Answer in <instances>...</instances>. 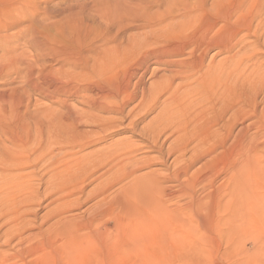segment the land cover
I'll return each mask as SVG.
<instances>
[{
	"label": "bare ground",
	"instance_id": "bare-ground-1",
	"mask_svg": "<svg viewBox=\"0 0 264 264\" xmlns=\"http://www.w3.org/2000/svg\"><path fill=\"white\" fill-rule=\"evenodd\" d=\"M25 1L21 0V3ZM186 4H182L184 9L194 7L190 4L185 7ZM261 17L264 18V15ZM224 19L228 22L230 20L226 17ZM249 20H244L240 29H250ZM260 23L255 26L257 29H254L252 36L257 39L256 35L263 32V36L260 35L263 41H259L264 44V19ZM73 31H62V42L56 46L48 45L49 48H45L46 44L43 46L36 38L35 42L39 45L36 50L45 59L48 58L46 53L50 52V60L55 58L68 61L72 63L70 65L79 68L89 66L87 53L82 52V39L73 38ZM250 31L253 32L252 29ZM152 33L159 36L158 31ZM196 36L198 39L195 37V45L190 46V53L185 58V47L177 50L169 46L158 47L154 41L148 44L154 45L153 47L143 48L148 46L144 45L142 49L135 40L130 43L127 41L126 45L115 44L103 48L96 56V62L91 65L89 76L87 77L88 72L79 75L83 78V83L80 80L81 86L75 87L73 91H92L95 95L91 99L93 107L103 113L115 115L108 118L90 116L88 120L97 127L92 132L93 136L116 127L115 123L121 120L118 115L123 116L126 107L136 101L139 92L141 98L133 107L139 111L153 110L164 97L161 109L152 123L142 129L146 138L152 142L151 146L160 153L153 160L158 159L155 162L164 163L163 173L156 170L138 173L142 166L153 160L150 157L135 158L134 152L139 146L129 140L119 139L108 149L78 154L80 151L71 149L74 146L82 149L90 143L93 136L89 132L77 139L76 129V136L72 132L76 139L70 140L71 136L69 140L60 141L58 135H53L51 130L44 132L42 125L35 128L30 125L28 122H31L32 116L29 118L27 113L24 119L29 121L19 122L21 118L18 117L16 106L21 104V97L13 95V98H8L7 93L0 94V102L11 101L15 105L11 109L13 121L10 122L16 124V127L13 125L11 128L0 123V219L5 218V223L10 224L6 235L10 240L17 238L16 244L19 245L18 254H0V264H11L10 260L17 264L24 257L21 258L25 252V241L37 238L38 234L30 231L32 219L27 216L34 213L40 185H44L45 190H50L49 194L57 203L49 212L53 222L46 231L53 232L61 240V250L67 257L63 264H81L83 260H87L88 253L100 254L98 252L101 250H105L114 259L112 264L118 263L122 254L145 255L147 250L149 252L148 246L166 250L170 245L169 238L172 235L180 236L174 229L179 225L184 228L191 222H196L201 229L203 227L210 241L218 242V237L228 243L223 253L227 256L224 264H240L237 260L239 256L235 258L229 253L232 251L230 248L235 246L238 250L245 249L242 234L251 222L259 224L254 233L258 239H263L264 166L261 162H264V75L258 68L261 64L251 69H247L246 64V67L242 68V65L240 68L238 61L235 62L238 55L229 65L211 59L205 68L206 54L210 47L201 44L209 36V31H201ZM260 36L258 39H261ZM112 40L109 39V43ZM197 41L200 43H196ZM257 47L254 48L255 51L258 50ZM249 53L247 57L250 59L254 52L250 57ZM3 55H7V51ZM169 57L179 59L169 60ZM247 57L244 59L247 60ZM150 64L157 65L155 70L152 69V76H156L161 66L170 68L172 74L154 77L155 80L149 87L146 89L143 86L140 91ZM117 65H121L123 72L121 76L113 77L109 73ZM33 66H36L34 61L29 67ZM37 67L35 68L39 69ZM9 69L6 66L5 72ZM237 70L245 71L238 73ZM77 76L69 66L62 80L42 77L36 83L32 81V73L29 82L40 94L50 96L70 90L67 86L77 81ZM239 76L242 78L241 88L237 91L235 84L238 82H235V78ZM228 79L233 84H227ZM177 80L180 82H176ZM31 88L30 86L29 89ZM259 95L261 100L258 102ZM133 108L127 116L132 114ZM5 115L6 109L2 110L0 107V121ZM35 117L38 118L36 115ZM246 121L250 122L247 124ZM46 126L48 125L44 128ZM170 137L172 140L167 143ZM59 151H62L61 156ZM170 157L173 160L171 164H167L166 159ZM45 175L47 178H44ZM93 177L99 181L87 193L85 186ZM93 198L95 201L85 209L83 215L69 214L71 210ZM107 216L114 220L113 233L107 224L102 226ZM192 226L194 225H189ZM93 227L95 229L92 230ZM175 242L181 243L179 245L182 247V238ZM186 246L190 251H198L192 241ZM85 264L90 263L86 261Z\"/></svg>",
	"mask_w": 264,
	"mask_h": 264
},
{
	"label": "rangeland",
	"instance_id": "rangeland-1",
	"mask_svg": "<svg viewBox=\"0 0 264 264\" xmlns=\"http://www.w3.org/2000/svg\"><path fill=\"white\" fill-rule=\"evenodd\" d=\"M183 3H187L186 5H184L185 7H187V5L189 4L194 7L184 9L182 6ZM260 14L261 16L264 15V0H26L23 3H21V0H0V70L3 71V73L0 71V94L2 95V93L5 92L8 94L7 96L5 95L8 98L9 96L13 98V95L21 97L22 105L20 104L19 106H16L18 117L21 118L19 122L25 120V113H27L29 118L32 116L30 119L31 122H28L30 123V125H33L34 128L35 126L41 127L42 125L44 132L51 130L53 135H58L60 141L69 140L71 136L72 138L70 140L76 138L78 139V136H85V134H87L85 132H89V135L93 136L92 132L96 131L97 127L93 126L90 123V120H88L90 116H104L108 118L109 116L115 117V115L103 113L97 108L96 110L93 107L91 99L94 98L95 95L94 93H92V91L79 93L73 91H75V87H79L81 86V83H83V78L81 79L79 75H81L82 73L84 74V72H88L87 77L89 76V72H91L92 69L91 65L96 62V56L98 55V53L102 52L103 48L105 49L106 47L113 46L115 44L126 45L127 41L128 43H130L135 40L139 48L142 49L144 45H148L154 41L156 43V46L158 47L169 46L173 47L174 50L185 47V52L183 55V57L185 58L186 56H188V53H190V46L195 45L194 40L195 37L197 38L196 35L201 31H209V36H206V40L202 41L201 44V46L208 45L210 47L206 54L205 68H207L208 62L211 59L215 60V62L223 61L226 62L227 65H229L230 61H234V59L239 55L238 59L235 62L238 61L237 64H240V68L242 65V68L246 67L247 65L246 68L251 69L252 67L261 64L258 66V68L264 75V44H262L263 42H260L263 41V32L262 34L259 33L256 35L258 36L257 39L256 37L252 36L254 35V29H257L256 25H258L264 19L260 16ZM225 17L230 19L229 22L224 19ZM247 19H250L249 21L251 22L250 29H240L241 23H244V20L247 21ZM258 19H260L261 21ZM64 29L69 30L70 32L71 30H74L73 32L75 34H72V37H80L82 39V52H84L85 54L87 53L86 56L88 58L89 66L86 65V67L79 68L70 65L72 63L68 61L56 60L55 58H52V60H50V52L46 53L48 54L49 59H45V56H41L38 50H36V47H39V45H37L35 42L36 38L40 42V44H43V46L44 43L46 44L45 46L47 47L45 48H49L48 45L56 46L62 42L61 33L62 31H65ZM251 29L253 31V34L250 33ZM155 31H158L157 34L159 36H155L152 33ZM259 36L261 39H258ZM104 37L105 39H103ZM106 37L108 39H106ZM109 39L114 40L109 43ZM257 41H259L260 43ZM196 43L200 42L197 41ZM153 46L154 45H148L144 46L143 48ZM254 46H259L256 48L258 50L255 51ZM75 47L77 48L78 45H76ZM250 48L252 49L249 50ZM4 51H7V55L5 56L3 55ZM252 51L254 53H252ZM246 52H250L248 56L252 53L250 55L251 57L249 56L250 59L247 57ZM24 55L27 57H25ZM257 55L260 58H258ZM19 56H21V58H19ZM8 57L12 59L10 60ZM246 57L247 60L244 59ZM168 59L174 60L179 59V57H169ZM17 61L20 64H18ZM27 61L30 64L34 61V65L36 66L30 68V64ZM254 62L256 63V65ZM4 64L10 68V72H5L6 66ZM252 64L254 66H251ZM37 66L39 67V69L35 68ZM69 66L78 75L76 77V80H78L69 83V86L67 87L71 89L66 92L54 93L52 94L54 96L49 94L51 97L48 95L43 96L39 93L38 90H35L33 84L29 82V77L32 73H34V78L32 79V81L36 83H39L40 78L42 77H48V80H62L65 76V71L68 70ZM149 66V72L144 76V83L141 85V88L139 89L140 91L143 86L147 89L150 83L155 80L154 77L157 78L162 74L165 76H167V74H172L169 71L170 68L161 66L160 71L156 74V76H152L151 72L156 69L157 65L150 64ZM114 67L115 69L112 70L109 74H111L113 77L121 76L123 72V70L121 69V65H117ZM16 68H18V70ZM237 71L238 73H240V71L243 72L245 70ZM240 78L241 76L235 78V82H238V84H235V86L237 85L236 88L238 87L237 91H240L241 88L242 78L241 80ZM176 82L180 81L177 80ZM226 83L233 84V81H231V79H228ZM72 84L74 86H72ZM30 86L32 87L31 89H29ZM139 98H141L140 92L136 101H133L126 107L123 116L118 115L121 120L120 122L118 121L115 123L116 127L109 129L105 133H101L100 135L91 137V142L82 149L79 146H74L71 150L80 151L78 154H89L90 152H94L98 149H108L110 145H113L114 142L121 139L120 141L129 140L132 144L134 143L135 146H139V148L134 152L135 158L150 157L153 160L154 158L159 157L160 153L156 151V148L151 146L152 142H150V140L146 138L145 134L142 132V129L144 128V126L147 127V124L152 123L151 121H153L154 117H156V114L161 109V101L164 97L161 99L160 103H158L156 107H154V109L151 111H139V109L137 110L133 108L135 104L139 102ZM260 100L261 95L258 96V102ZM10 102L11 101L0 102L1 109H6V115L0 121V123L2 125L7 124L12 128L13 125L14 127H16V124L10 122V120L13 121L11 109H13L15 105H13V102ZM261 106L262 104H260V107ZM132 108L134 109L131 112L132 114L130 116H127V113ZM38 110H41V113ZM35 115L38 116V118L35 117ZM39 117H42V119L40 120ZM132 119L134 120L133 123ZM26 121L29 120H25L24 122ZM249 122L250 121H246L247 124ZM46 124L48 126H46L47 128H44ZM112 125L114 126V124ZM124 127L127 128L124 129ZM0 129H2L1 126ZM70 129L73 130L71 131ZM76 129L78 130V132H76L78 133L77 136L75 135V131H77ZM69 130L71 131V133L74 132L76 138L73 136V133L72 135L71 133L69 134ZM68 134L70 135V137ZM65 135L68 136L64 139ZM170 140H172L171 137L170 139H168L167 143L170 142ZM262 140H264V135L262 136ZM7 144L8 146H10L9 142H7ZM59 152L61 156L62 151ZM157 160L158 159H155L142 166L138 173L142 174L151 170H156L157 172L161 173L165 172L164 163L155 162ZM166 160L167 164H171L173 157H170ZM261 165L264 166V162H261ZM44 178H47V175H45ZM94 178L95 177L90 178L87 181L85 192L90 193L99 181ZM48 191L50 190H45L44 185L38 186V198H36L37 202H35L36 204L34 206V213L27 216L30 220L32 219L31 226L33 228L31 227L30 231L33 230L32 232L38 234V236L33 240L25 241V243L23 244V246L25 247V254L23 253L21 258L23 256L24 257L22 260L19 259L17 264H63L66 261L67 257L64 255V251L61 250L63 249L61 240L59 239V237L55 236L53 232L52 234L46 231V228L53 222V218L49 216V212L57 205V203L53 201V197L49 194ZM94 201L95 198L90 199L80 207L71 210L69 214H76L78 216L83 215L86 212L85 209L87 210V208L92 205ZM262 220L264 221V217ZM113 222V218L111 216H107L105 217L102 226L107 224L109 226V229H112V231L111 229L110 231L113 233ZM190 224H193L194 226L189 227ZM0 226V254H18L19 245L16 244L18 239L13 238L12 240H10L9 236L6 235L7 230H9L10 228V224L5 223V218H3L0 219ZM179 226L176 229H174L173 227V229L180 236L176 237L175 235H172L170 237L171 239L169 238L170 245L168 249L162 250L158 249V247L154 248V246H148V249H150L149 252L147 250L145 255H138L136 253L122 254L119 258L120 261L118 263H225L227 256L223 255V253L225 251V248L228 247V243L226 241L220 240L218 237V242L216 241L217 243L215 241H210L207 238V234H205L204 228L201 226V229L196 222H191L184 228ZM258 227L259 224L256 221H253L249 225H247L245 232L242 234L244 239L243 242L246 245L245 249L241 248L242 250H238L235 246H231L230 248L232 251L229 253L233 254L232 257L236 256L235 258L239 256L237 260L240 261V264H263L264 262V237L263 239H258V236L254 233L256 232ZM263 227L264 226H262L264 234ZM93 229H95V227H93L92 230ZM45 233H47L46 236ZM178 238H182V247L179 245L181 243L175 242L178 240ZM205 239L208 240L205 241ZM190 241L194 243L195 250H198L196 251V253L194 250L190 251L189 248L187 249L186 245ZM85 242L86 241H84V243ZM101 252L103 253L101 254ZM98 253L100 254H94V252L88 253V255L86 256L87 260H83L81 264H85L86 261H88L90 264L113 263L114 259L108 256L105 250H101ZM182 256L183 258H181ZM9 262L11 264L14 263L13 260H10Z\"/></svg>",
	"mask_w": 264,
	"mask_h": 264
}]
</instances>
